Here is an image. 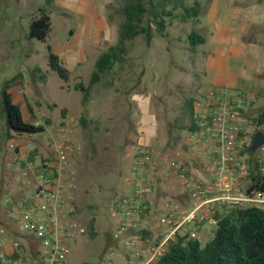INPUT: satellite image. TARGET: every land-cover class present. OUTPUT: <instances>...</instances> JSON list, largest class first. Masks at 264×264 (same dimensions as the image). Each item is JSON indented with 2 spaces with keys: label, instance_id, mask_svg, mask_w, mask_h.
<instances>
[{
  "label": "rangeland",
  "instance_id": "374dc122",
  "mask_svg": "<svg viewBox=\"0 0 264 264\" xmlns=\"http://www.w3.org/2000/svg\"><path fill=\"white\" fill-rule=\"evenodd\" d=\"M122 6L123 0H0V103L9 81L12 99L19 88L32 110L45 112L48 122L42 134L8 137L0 112V167L10 161L9 143L23 148L35 162L39 157L51 162V146L65 139L78 148L65 175L75 183L77 218L87 232L73 243L66 264H105L108 249L122 251L111 241L110 209L124 192L137 139L149 137L137 132L140 115L133 101H149V115L153 114L151 122L145 121L153 131L147 167L154 182L148 217L153 224L157 212L170 203L183 204L186 197L170 162H181L190 177L199 174L193 161L197 145L188 140L198 91L241 78L239 88L249 91L254 101L248 115L256 117L264 106V0H182L168 5L172 16L164 18V30L158 33L151 24L148 43L142 35L127 41L126 54L90 88L88 102L82 105L83 94L76 86L87 87L97 58L118 45ZM40 9L51 23L45 43L27 38L29 23ZM189 9H195L194 16ZM192 33L204 43L191 44L187 37ZM46 46L68 70L67 82L48 67ZM245 68H259L258 81ZM18 105L24 120L33 122L24 104ZM63 124L68 133L59 136L57 129ZM7 188L0 186V227L6 222L4 200L11 196ZM222 212L223 208L214 210ZM214 229V224H207L201 234L199 226L202 245L212 239ZM117 264L127 263L120 258Z\"/></svg>",
  "mask_w": 264,
  "mask_h": 264
},
{
  "label": "built area",
  "instance_id": "2783aa9c",
  "mask_svg": "<svg viewBox=\"0 0 264 264\" xmlns=\"http://www.w3.org/2000/svg\"><path fill=\"white\" fill-rule=\"evenodd\" d=\"M253 103L250 94L235 89L198 91L188 140L197 145L193 158L201 174L190 177L181 162H170L189 206L168 204L152 225L147 221L154 182L147 167L153 151L148 145L134 148L124 192L110 209L111 241L122 251L108 249L105 264H117L120 258L127 264H153L178 235L198 240L199 225L216 208L264 213V144L249 151L254 134H264L248 115ZM33 118L34 126L46 127L45 112L37 111ZM57 133L65 136L67 125H60ZM51 147L52 161L20 171L14 179L19 191L4 200L7 219L0 227V264H66L73 243L86 235L77 218L75 183L65 175L78 148L67 139ZM8 149L16 155L13 143Z\"/></svg>",
  "mask_w": 264,
  "mask_h": 264
},
{
  "label": "trees",
  "instance_id": "16d2710c",
  "mask_svg": "<svg viewBox=\"0 0 264 264\" xmlns=\"http://www.w3.org/2000/svg\"><path fill=\"white\" fill-rule=\"evenodd\" d=\"M181 1L123 0V25L119 33L118 45L108 48L97 58L87 87L76 86V90L83 94L82 105L88 102L90 88L98 83L105 73L111 71L120 55L126 54L125 43L139 35H142L148 43L151 39V24L158 33L162 32L165 26L164 18L168 19L172 16L167 6L180 4ZM190 11L194 16L195 9ZM184 12L188 13L187 9H184ZM143 21L146 22L145 27L141 26ZM50 29V18L40 9L39 15L29 23L27 38L45 43ZM187 39L193 45L204 43V39L194 33ZM46 49L48 67L57 74L59 79L67 82L68 70L63 67L58 56L51 52L49 46H46ZM35 73H37L36 70L33 71V76ZM40 80H43L42 76ZM9 87L8 81L2 89L0 103V112L5 119L8 137L33 136L45 132L46 127H36L24 120L19 105L13 102L8 92ZM61 112L63 114L65 111ZM253 122L264 130V106L253 118ZM47 125L48 122H46ZM255 178L258 181L259 177L255 176ZM223 209L224 212L221 214L214 213L210 217L215 223V229L209 242L202 245L198 240L189 238L188 234L178 235L166 252L153 264H264V213L255 209ZM91 223L93 224L92 221Z\"/></svg>",
  "mask_w": 264,
  "mask_h": 264
},
{
  "label": "crops",
  "instance_id": "0c3cea01",
  "mask_svg": "<svg viewBox=\"0 0 264 264\" xmlns=\"http://www.w3.org/2000/svg\"><path fill=\"white\" fill-rule=\"evenodd\" d=\"M228 51H230L228 49ZM229 53V52H228ZM230 56H235V57H242L245 61V58L242 56V55H239V54H230ZM243 61V65L245 67V63ZM215 65V63H214ZM211 66L213 67V64H211ZM252 68V66L250 67ZM247 69V68H245ZM248 70V69H247ZM260 69L259 68H255L254 71H250V74L253 75V77L256 79V74L257 72L259 71ZM240 80H243L241 78H237L236 80L232 81L231 84H228L227 86H221V84H217L215 87H217L218 89H235L237 91H241L243 93H247V94H250L252 96V94L249 92V91H243L242 88H239L240 87ZM257 80V79H256ZM258 81V80H257ZM256 84H253L251 85L249 88H251L252 86L256 87ZM21 85L20 83H18V86ZM25 87V86H24ZM26 88V87H25ZM15 96L13 97V102L15 104H24V111L26 113V115H33L35 114V110H32V108L30 107L29 103L27 102V96L25 95V93H22L20 92L19 88L15 90L14 92ZM134 104H135V107L137 108L138 112H139V115H140V118L137 122V132H146V133H149L147 135L148 138L146 137H143V136H140L137 141H136V146L138 145H148L150 146V139H151V134H152V128H150L149 126L148 127H145V121L148 120V122H151L150 120V117H153V114L149 115V101H133ZM192 119V117H191ZM192 121V120H191ZM149 124V123H148ZM151 125V124H150ZM193 129V126L190 127L189 131ZM146 138V139H145ZM15 145V144H14ZM17 150H16V155H13V153L11 154H8L10 157V161H7V162H3L4 164H2V166L0 167V186L4 187V188H7V194L8 195H15L16 191L14 192V187H16L15 183H14V179L16 177V175L20 172V171H23V169H25L26 167H29V168H34L36 166L39 165V163L41 162V157H39L38 161L35 162L32 157V155L30 154H26V152L24 151L23 148H20L17 144L15 145ZM37 151L35 150L34 153H36ZM43 158V157H42ZM44 159V158H43ZM193 161H194V158H193ZM194 165L197 167L196 169H199V174L195 175V177H198L200 176L201 174V170L200 168L198 167V165L196 164V162L194 161ZM194 177V176H193ZM10 178H11V181H10ZM10 188V189H9ZM12 188V189H11ZM160 193L158 194V197H160ZM9 197V196H7ZM185 197V196H184ZM156 198L155 195H153V200ZM186 197L182 199V206L184 207H188L189 206V203L187 202L186 203ZM159 201L161 200V198L158 199ZM152 208V207H151ZM3 211V210H2ZM4 216V219H7L6 217V214L4 213L3 214ZM148 220V219H147ZM6 221V220H5ZM147 223H149L150 225H152V222L149 220L147 221ZM207 224H214V221L212 220H209L203 224H200V233H204L206 228H207Z\"/></svg>",
  "mask_w": 264,
  "mask_h": 264
},
{
  "label": "water",
  "instance_id": "95a60500",
  "mask_svg": "<svg viewBox=\"0 0 264 264\" xmlns=\"http://www.w3.org/2000/svg\"><path fill=\"white\" fill-rule=\"evenodd\" d=\"M262 144H264V134L261 131H257L252 138L249 151L255 152Z\"/></svg>",
  "mask_w": 264,
  "mask_h": 264
}]
</instances>
